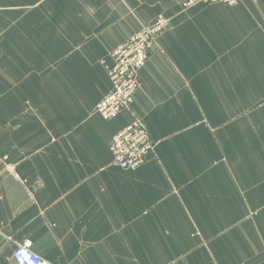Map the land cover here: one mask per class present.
<instances>
[{
    "label": "crops",
    "instance_id": "obj_1",
    "mask_svg": "<svg viewBox=\"0 0 264 264\" xmlns=\"http://www.w3.org/2000/svg\"><path fill=\"white\" fill-rule=\"evenodd\" d=\"M185 1L43 2L47 98L65 110L0 147V264L26 239L54 264H264V0ZM161 16L132 109L105 120L111 52ZM135 117L155 153L123 170L110 145Z\"/></svg>",
    "mask_w": 264,
    "mask_h": 264
},
{
    "label": "rangeland",
    "instance_id": "obj_2",
    "mask_svg": "<svg viewBox=\"0 0 264 264\" xmlns=\"http://www.w3.org/2000/svg\"><path fill=\"white\" fill-rule=\"evenodd\" d=\"M44 1L21 0L14 8L0 7V147L11 146V138L14 144L27 145L31 137L47 129V114L58 117L65 110L61 104L52 106L47 98V42H42L47 38ZM31 19L34 25L28 26ZM30 29L35 36H28ZM81 93L87 107L80 108L90 112L95 90ZM76 97L74 101L79 105ZM58 122L53 128H59Z\"/></svg>",
    "mask_w": 264,
    "mask_h": 264
},
{
    "label": "built area",
    "instance_id": "obj_3",
    "mask_svg": "<svg viewBox=\"0 0 264 264\" xmlns=\"http://www.w3.org/2000/svg\"><path fill=\"white\" fill-rule=\"evenodd\" d=\"M241 0H186L184 6L202 2L235 5ZM170 24L167 17L161 16L143 25L111 52L113 64L108 67L111 83L110 91L96 105L97 113L105 120L117 118L121 112L132 109L135 95L140 88L139 72L146 65L155 39ZM156 143L140 117L121 129L113 137L110 150L114 163L123 170H136L145 164L155 153ZM16 264H54L40 256L33 249V242L26 239L13 250Z\"/></svg>",
    "mask_w": 264,
    "mask_h": 264
}]
</instances>
